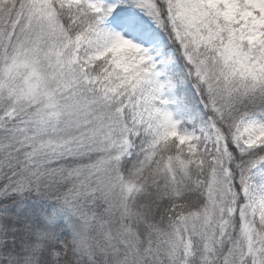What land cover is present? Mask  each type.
<instances>
[{
  "label": "snow or ice",
  "instance_id": "obj_1",
  "mask_svg": "<svg viewBox=\"0 0 264 264\" xmlns=\"http://www.w3.org/2000/svg\"><path fill=\"white\" fill-rule=\"evenodd\" d=\"M0 264H264V0H0Z\"/></svg>",
  "mask_w": 264,
  "mask_h": 264
}]
</instances>
